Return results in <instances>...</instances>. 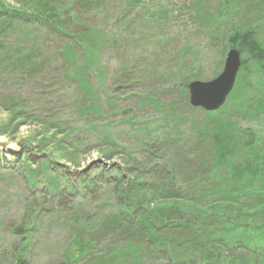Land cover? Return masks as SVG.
Returning <instances> with one entry per match:
<instances>
[{"label":"rangeland","instance_id":"obj_1","mask_svg":"<svg viewBox=\"0 0 264 264\" xmlns=\"http://www.w3.org/2000/svg\"><path fill=\"white\" fill-rule=\"evenodd\" d=\"M237 1L223 18L222 0H145L150 11L167 9L155 24L139 4L126 9L125 0H110L96 13L92 1V11L79 12L83 28L62 37L30 21L0 37V264H19L22 248L24 264H115L99 251L139 240L110 225L123 216L119 189L133 196L134 173L148 185L165 178L164 171L154 174V164L181 172L173 182L181 198L199 197L213 169L207 117L188 109L179 85L194 81L192 74L209 81L222 71L228 50L212 34L222 38L235 26L261 22L253 0ZM19 10L15 0H0L1 15ZM208 16L220 18L216 26L205 25ZM94 30L103 40L97 49ZM19 43L26 45L14 58L36 62L31 75L12 79L2 64ZM228 117L242 129L256 127ZM164 256L145 259L168 264Z\"/></svg>","mask_w":264,"mask_h":264},{"label":"trees","instance_id":"obj_2","mask_svg":"<svg viewBox=\"0 0 264 264\" xmlns=\"http://www.w3.org/2000/svg\"><path fill=\"white\" fill-rule=\"evenodd\" d=\"M15 1L22 10L8 16L0 14V37L7 38L10 32L22 31V21L47 26L62 37L65 32L83 28V22L78 19L79 12L90 7L92 1L99 13L110 0ZM144 1L125 0L126 9L139 4L153 24V19H161L167 13L166 7L160 4L152 11L144 8ZM252 3H256V12L261 13L256 16L260 23L235 26L222 38L216 32L212 34L213 39L222 41L224 52L236 49L242 58L234 88L225 105L217 112L205 113V137L213 159L207 186L197 191L198 198L189 200L181 198L174 188L173 182L178 183L181 175L174 167L154 164V174L164 171L167 176L156 178L151 185L140 174L134 173L128 185L134 189L133 196H129L127 187L119 189L124 202L120 209L123 216L120 221L119 218H116L118 221L112 219L110 225L119 232L133 231L139 240L126 242L115 252L114 249L111 253L101 250L98 258L115 264H147L145 257L157 252L165 255L168 264H264V0H253ZM229 4L230 0H222L218 8L223 18L229 13ZM219 19L208 16L205 25L210 22L216 26ZM124 21L127 26L129 19L126 17ZM92 32L95 36L96 31ZM101 40L96 35V49ZM25 45L19 43L18 50L6 53L11 57L10 63L2 65L12 79H22L33 72L36 61H30L31 56H27V63L14 58ZM189 51L186 45L180 53L181 61H185ZM191 78L197 80L198 74H192ZM179 86L183 96H187L186 82ZM187 107L190 111H201L192 109L189 104ZM229 115L253 122L256 127L242 129ZM129 165L131 168L130 162ZM200 182L196 180V185ZM183 230L186 236L180 235ZM81 249L79 243L77 253H81ZM24 254L22 248L19 264L25 263Z\"/></svg>","mask_w":264,"mask_h":264},{"label":"water","instance_id":"obj_3","mask_svg":"<svg viewBox=\"0 0 264 264\" xmlns=\"http://www.w3.org/2000/svg\"><path fill=\"white\" fill-rule=\"evenodd\" d=\"M241 66V55L238 50H228L222 71L209 81H191L185 88L188 103L193 109L211 113L218 111L226 102L233 90Z\"/></svg>","mask_w":264,"mask_h":264},{"label":"clouds","instance_id":"obj_4","mask_svg":"<svg viewBox=\"0 0 264 264\" xmlns=\"http://www.w3.org/2000/svg\"><path fill=\"white\" fill-rule=\"evenodd\" d=\"M7 146H8V147H11V148H15V147H16L15 144H8Z\"/></svg>","mask_w":264,"mask_h":264}]
</instances>
